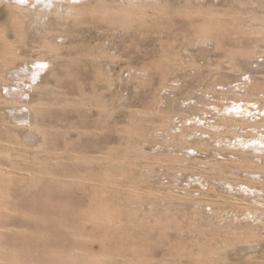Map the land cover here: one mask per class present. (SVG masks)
I'll list each match as a JSON object with an SVG mask.
<instances>
[{
	"label": "bare ground",
	"instance_id": "bare-ground-1",
	"mask_svg": "<svg viewBox=\"0 0 264 264\" xmlns=\"http://www.w3.org/2000/svg\"><path fill=\"white\" fill-rule=\"evenodd\" d=\"M234 1L237 0H0V264H104L95 260L93 256L83 259L66 253L67 246L71 250L76 247L85 250L89 246L87 237L92 240L100 237L94 231H88L85 220L90 219L75 211L82 201H78L72 194L71 186L60 182L59 178L71 174L72 171H79L74 163L75 153L79 146L89 154L90 171L96 179L98 172L108 162H118L116 163L118 167L103 170L104 174L111 176L113 181H119L114 178L115 174L113 173H119V170L123 169L130 170L132 167L131 153L127 155L125 151L126 154L122 155L118 150L114 152V149L107 150V147L114 142L117 143L114 147L122 146L123 135L119 128L117 127L113 131L117 133L116 135L111 136L110 133L101 135L95 121L89 123L84 119L85 124L89 123V132H86L82 143L80 142L76 147L75 143L73 144L76 136L74 139L71 136L65 141V146H72V148L68 147L64 153L59 152L58 126L61 121H59L60 118L57 120L58 115L49 109L58 106L60 108L66 102L64 104L57 103L58 101H55L52 95H72L75 92L80 95L88 94L86 90L76 89L77 91H75L71 85L66 87L65 79L75 77L76 73H74L71 64L69 69L67 64L62 63L66 55L59 47L63 44L61 46H59L60 43L54 44L57 40L53 42L51 37L46 36L45 33L43 34L46 37L42 39V43L34 39L37 37L39 27L42 30L45 28L44 22H39V20L48 19L46 28L55 23L57 32L60 27L57 29L56 22H59V19L65 21V18H70V21H74L73 23L77 25L80 21L84 22L81 19L89 12L91 14L102 13L106 17L101 14L100 17L105 18L101 20L102 23L107 20L114 23L115 27L121 28L122 31L115 34L116 36L114 35L113 38L110 36L111 38L102 39L100 54L96 56L91 68L86 67L81 76L85 75L87 78H91L93 83H112L114 85L112 94L115 95L114 101L118 105L123 100L125 102V98L121 96L124 92L122 91L124 84L158 82L163 93L160 94L162 97L160 107L161 105L165 107L171 100V95H176L177 91L183 89L184 85L186 86L185 80H183L185 77L191 79V77L201 76L205 81H208L210 91L203 92L204 95L219 92L230 95L235 90L264 95V48L258 46L259 50H253L256 40L252 38V35L264 33L262 32L264 0L247 2L251 4V10L248 6V8L241 9L244 11L241 15L246 14L247 17L244 15L246 20L239 18L242 21L240 23L236 17V10L238 11L240 8L235 7ZM162 18H166L173 26L178 25L191 32V38L187 39L183 52L180 51L175 59L167 54L166 58L155 66L135 61L136 58L128 55V51L140 47L137 39V26L144 27L149 23L148 21H153L151 23L154 24L155 21ZM63 20L59 22L60 25L57 24L61 26ZM27 22L34 26L30 31L33 41L29 40L31 37L28 38L29 32L27 33L25 26ZM63 24L62 26H65ZM62 26L61 29H63ZM49 29L48 31L55 30L50 26ZM130 31H135V33L131 44L128 45L127 37ZM58 36L61 37V35ZM28 41L29 44L30 41L34 43L31 46L33 45V49L36 50L34 54L29 52L31 56L27 55L28 51H32ZM262 41H264L263 38ZM132 53L134 54V52ZM170 59L178 64L172 66L170 62H165ZM223 66L227 67L226 71L222 69ZM134 88L135 86L133 90ZM202 90L204 91V89ZM127 91L129 92V89ZM91 92L93 93V91ZM128 92L126 95H130ZM163 95H166L165 99ZM82 103L80 104L82 105ZM241 103L262 104L264 98L236 97L230 103L219 105L220 109L217 114L231 117L222 119L218 124L230 129L238 128L232 132L214 133L213 131L207 132L202 128L193 129L202 119L189 118L191 108L182 107V103L176 108L177 116L181 118H174L176 121L175 124L173 122L174 128L171 124L172 129L167 127V118L165 117L159 126L161 128L157 130V132L163 130L162 133L157 137L143 138L149 143L150 148H153V151L152 148L144 146V149L136 153L144 158L154 156L165 161L157 168L160 170V175L157 176L159 177L158 185H161L158 186V191L161 193L159 199L162 198L157 203L158 205L167 203L176 207L181 205L187 209V213H190L189 223L195 221L197 224L196 221L202 223L206 219H210V222L224 220L226 225L227 221L233 223V220L240 223L245 220L246 223L255 225V228L264 227V156L231 150L227 153L232 154L234 158L224 157L221 159L218 156H213L212 158L215 160L210 161V157L204 158L202 155L214 150L220 151V149L212 148L209 141H204L202 136L198 140L200 141L199 145L195 146L187 140L188 136L185 135L188 130H195V133L201 132L202 135L210 134L213 137L220 135L221 138H224L232 135L231 140L256 138L257 135L252 133L241 135L239 131L248 130V127L264 130V118L261 123L249 125L247 121L242 122L233 118L238 114L245 117L246 113L241 110L247 106ZM118 107L114 111H118ZM215 108L217 107L215 106ZM259 109V112L264 110V104ZM203 113L207 112L203 111ZM64 117V120L62 119L64 123L69 122L70 124L71 122L74 125L73 116L66 115ZM258 118L252 117V120ZM71 128L72 126L65 127L66 135L69 136ZM261 133L264 134V131ZM78 135L81 138L82 133L80 132ZM180 138L186 139V141L181 150L183 153L178 155L175 154L178 150H175L174 141ZM153 141L156 144L152 143ZM245 144H247L245 141H241L237 145L235 142L233 146L245 151H262L260 147L255 148ZM180 154H183V157ZM221 155H224V151ZM179 160L186 161L185 165L187 163L198 165L190 166L194 173L191 176H186L185 179H188L184 181L181 173L186 170L187 165L178 164ZM168 162H171L172 165L167 164ZM170 169L180 172V174L176 173L170 183L164 182L167 180V171ZM153 170L149 169L146 164L142 169L145 174L151 176H153V172L157 173V170ZM172 170L170 171L173 172ZM228 171L230 174L227 173ZM28 177V181L31 182L29 187L26 182ZM46 178L48 179L42 182ZM169 184L170 190L167 191L166 187ZM116 188L119 195L125 196L121 200L122 202L132 199L131 196L135 191L131 186L125 185V187ZM11 193L20 197L13 201H4L5 196L9 197ZM213 193L218 199L216 202L214 199V202L208 199V196L210 194L212 196ZM149 195L153 197L154 193ZM151 198L150 200H152ZM219 201L227 206L230 204L235 207H245L248 213L247 211V214L243 212L246 214V216L243 215V219L235 218V215L234 217L230 216L229 213L222 215L220 211L226 207L218 208L217 204L215 207L212 206ZM141 203L144 206L141 210L146 215H152V212H155L156 206L145 201ZM79 214L81 216L77 217ZM237 215L241 216V214ZM80 220H83L84 223L77 222ZM108 222H105L106 225ZM209 224L211 225L208 223V226H210ZM228 225L230 226L229 223ZM214 226L211 225V227ZM250 236L256 239L261 234L258 232Z\"/></svg>",
	"mask_w": 264,
	"mask_h": 264
},
{
	"label": "rangeland",
	"instance_id": "rangeland-1",
	"mask_svg": "<svg viewBox=\"0 0 264 264\" xmlns=\"http://www.w3.org/2000/svg\"><path fill=\"white\" fill-rule=\"evenodd\" d=\"M250 1L251 0H240V2H242L240 3L239 0H237L236 2H233L236 8H240L238 11L236 10L237 13L235 12L237 14L236 17L238 19L240 18L241 20H246L245 16L247 17V15H241L244 12L242 11V8L249 7L250 9L251 4L247 3H251ZM241 4L242 7H240ZM246 11L247 10H245V13H247ZM101 14L102 13L99 12H95L94 14H91L89 12L88 14H86V16H84V18L82 17L81 20H84V22L80 21L77 25L73 23L74 21H70V18H65L66 22L62 19L64 21L63 23H65L63 24L61 22V26L62 24L65 25L62 26L63 29H61V26H59V22L62 21L61 19H59L60 21L56 22L57 29L60 27L57 32L54 25L55 23L52 24L53 26L48 25V27L46 28L48 19L43 18L40 19L41 21L39 20V22H44L45 25L43 26L45 28L41 26V28H43L42 30L39 27L41 32L39 31V29L37 30L38 32L35 31L37 32V35L34 32L37 36L34 39H36V41H39V43H42V39L48 36L51 37V40L53 42L57 40L54 44L60 43L59 46L63 44L59 48H61L62 53L64 52V55H66V61L64 60L62 63H65V65L67 64L69 66V69L71 64L74 73H76L75 77L65 79L64 83L67 88L71 85L75 88V91H77L76 89H78L79 91L86 90V93L88 94L80 95L79 93L77 94L75 92V94L72 95H52L54 100L58 101L57 103L64 104V102H66L65 104H67H64V106L62 105L63 107L61 106L60 108L58 106L49 109V111L56 113L58 115L56 119L58 120L60 118L59 121H61H58L60 142L59 152L64 153L68 147L69 149L72 148V146H65V141L71 136L73 137V139L76 136L75 139H77V136L80 132H85L82 131L80 125L88 120L89 123L95 121V125L99 127L98 132H100L101 135H107L109 133L111 136L116 135L117 133H114L113 131L115 130V128L118 127L123 135L122 146L114 147L117 144L114 142L110 144L109 147H107L108 149H106L109 151L114 149L113 152L118 150L122 155L126 154L125 151L127 152V155L131 153L130 159L132 160V167L130 168V170H119L120 177L117 183L111 180V176L104 174V169H101L98 172V177L95 181L98 186H96V188H94L91 192L90 196H88L89 200L96 201V206L92 210L88 209L85 212H80L83 215L95 216V219L93 220V223L95 224L94 227L90 226V224L92 223L91 220L85 221L88 225V231H94L95 234H98L97 236H99L100 238L98 239L96 237L95 240H92L90 237H87L86 240L88 241V248L83 250L79 247H76L74 250H71L68 248L69 246H67L68 249L66 248V253L68 255L79 256V258L83 259H88L93 256L95 260L104 264H264V227L255 228V225H251L249 224V222L246 223L245 220L240 223L238 221L233 220V223L227 221L230 226L228 225V223L225 225L226 221L224 222V220L210 222V219H206L202 223L198 221H196L197 224H195V221L193 223H189L190 213H187V209H184L181 205H178L176 207L167 203L161 205V207L157 204L159 200L162 199H159V195L161 193L158 191L159 177L157 176L160 173V170L157 168L158 165L164 164L165 161L157 159L154 156L144 158L138 155V153H136L137 151H141L142 149H144V146H148V148H150V145H148L149 143H147V141L143 139L144 137H157L158 134L163 132V130H159L157 132V130L161 128L159 126H161L162 121H164L163 118H167V127L171 128L170 126L172 125V128H174L173 122L174 124L176 122L174 121V118L177 119L180 117L177 116L176 108L182 103V107L191 108L189 110V118L202 119V121L196 124V127L193 129L198 130L202 128L207 132L213 131L214 133H220L224 131L232 132L238 128L230 129L219 125L222 119L231 117L229 115L225 117L222 114H217V111L220 109L219 105L230 103L236 97H247L252 99V97L264 98V95H256V93L249 94L244 91L238 92V90L233 91L230 95H226L222 92L208 93L207 95H204L203 92L210 91L208 81H205L201 76H197L196 78L191 77V79L193 78L192 80L189 79V77V80L186 77L183 78V80H185L186 86L184 85L183 89L177 91L175 93L176 95H171V100H169L165 107H163L162 105L160 107V101L162 98L161 95L163 94L160 89V83L152 81H148L146 83L140 82L135 84H124L122 88V91L124 92L121 96L125 98V102L123 100L121 101L122 103H119L118 105L114 101L115 95L112 94L114 91V85L112 83H93V80H91V78H87L85 75L81 76L86 67L91 68V64L96 60V56L100 54L99 52H101L102 49V44L100 42H102V39L109 38L110 36L113 38L115 34L117 35L122 31L121 28L117 26L115 27L114 23H111L107 20H104V23H102L103 21L101 20H103L105 16L102 14V16L104 17H100ZM240 19L238 20L239 23L242 22ZM148 22L149 23H147V25H145L144 27L141 25L137 26V39L140 43V47L139 49L128 51V55L135 57V61L137 60L140 63H147L148 65L154 64L155 66L157 63H160L162 60H164L167 54L169 56H172L173 59H175L180 51L183 52V48L187 43V39L191 38V32H189L187 28H181L178 25L173 26L171 22L168 21L166 18L159 19L158 21H155L154 24L151 23L153 21ZM28 23L30 22H27L25 26L27 28V33L29 32L30 35V31L34 26L31 25V23ZM57 23H59V25ZM49 26L52 29L54 27L55 30H52L53 32L48 31ZM263 28V31H260L264 32ZM47 32H49L50 34H48ZM67 32L68 34H65ZM71 32H74V34H72ZM43 33H45L46 36ZM56 33L57 36L61 35V37L58 36L57 38ZM134 33L135 31L129 32V35L127 37L128 45L131 44V39L134 36ZM261 34L263 35L264 33ZM29 35L28 38L31 37L29 40L32 39L33 41V35ZM262 35H252L253 40H256V46H253V50H259V48H262L261 46H263L264 48V41H262V38L264 39V35ZM74 38L76 39L74 40ZM259 40H261L262 42L260 41L258 43L257 41ZM32 41H30V44L28 41V44L30 45L32 51H28L27 55H29V52H31V54H34V51H36L35 49H33L34 43H32ZM36 43L35 45L37 46ZM31 44H33V47L31 46ZM258 46L259 48H257ZM132 52H134V54ZM31 54L29 56H31ZM173 59H170V61L165 62H170L171 65L174 66L177 62L173 61ZM124 61H126V59H124ZM222 69L226 71L227 67L223 66ZM166 84H169V82H166ZM134 86L137 89L134 88L133 90ZM126 87L127 90L129 89V92L126 90ZM101 88L104 89V91H102ZM202 89H204V91ZM125 90L130 95H126L127 92ZM91 91H93V93ZM165 97L166 95H163L164 99ZM69 102L71 105L69 104ZM81 102L84 103V106L83 103L82 105L80 104ZM89 103L90 105H88ZM241 104L247 106V108L245 107L243 110H241V112L246 113L245 117H241L238 114L234 115L233 118L238 119L242 122L247 121L248 125L262 122V119L264 118V110H261V112H259V107L262 106L264 103ZM66 106H68L69 108ZM117 106H119L120 108L118 107V111H114ZM215 106L217 108H215ZM203 111H206L207 113H203ZM65 114L73 116L76 123L74 125H72L71 122L70 124L69 122L64 123L63 120L65 118L64 116H66ZM252 117L259 118L257 120H252ZM82 119H85L86 121ZM89 119L91 120V122ZM69 126H72V128L69 131L70 133L68 136L66 135V131L64 130H66L65 127ZM246 130L247 129L240 130L239 133L241 135H246V133H252L254 135H257V137L254 139L239 138L238 140H231V138H233L232 135H228L229 137L224 138H221L220 135H216L215 137H213L210 134L202 135L201 132L195 133V130H188L187 132H185V135L188 136L187 140H189V142H192L193 145L195 144V146L199 145L200 141L198 140L200 139V136H202L204 141H209V145L212 148L214 147L218 150L220 149V151L214 150L213 152L211 151L207 154L202 155V157L204 158H206V156L210 157V161L215 160V158H212L213 156H218L221 159H223L224 157L234 158L232 154L227 153L231 150L243 151L251 153L252 155L256 154L258 156H264V134L261 133V131L264 130L252 127H248V130ZM84 135H86V132L84 133ZM193 135H195V137H193ZM75 139L73 140V144L76 142ZM175 141L174 145L176 147H174L176 149H174L178 151L175 152L174 150V152L175 154L179 155V153L182 152L181 150L184 146L186 139L180 138L176 139ZM241 141H245V143H247L248 145H252L255 148L260 147L262 151H245L244 149L236 148L235 146H233L235 142L237 145L238 142ZM152 143L156 144L155 141H153ZM151 150L153 151V148ZM223 151L224 155H221ZM181 156L183 157V154ZM83 160L84 159L82 156H78L75 154L74 163H81ZM185 163L186 161H178V164H183V166L185 165ZM145 164L148 166L149 169H154L155 171L157 170V173L153 172V176L145 174V172L142 171V169H144ZM167 164L172 165L171 162H168ZM105 165L107 166V168H111L112 162H108ZM186 165V170H183V172L181 173L182 177H184L183 181L188 179H185L186 176H191L193 175L192 173H194L191 171L190 166H198L193 165V163H187ZM170 170H166L168 178L166 177L167 180H163L164 182L170 183V181H173V176H176V173H178L177 171L174 172L172 170L173 172H171ZM222 172H224V170H222ZM227 173L230 174V171H228ZM178 174H180V172ZM67 177H69V175ZM28 179L29 177L26 179V182L29 187L31 185V182H29ZM47 179L48 178L44 179L42 182H45ZM63 179L64 176H61L59 178V181L64 183L65 181ZM66 183L68 184L69 182ZM118 185L119 187H125V185L131 186L135 191L134 203L131 205L130 209H128V207L121 201L124 198V195H119V193L116 191L115 187H117ZM166 189L167 191L170 190V184L168 187H166ZM151 192L154 193L153 197L152 195H149L153 194ZM213 195L211 196L210 194L208 196V199L213 202L214 200L215 202L216 200L218 201L216 194L213 193ZM19 197L20 196H16L15 194L11 193L9 197L5 196L4 201H13ZM148 198L149 200L150 198L152 200L149 201L147 200ZM142 201L149 202V204L156 206L155 212H152V215H146L141 210L144 207L141 203ZM216 204L218 205V208L224 209L226 207L223 211H220L222 215H228L229 213L230 216L234 217L235 215V218L239 217L240 219H243V217L246 216V214L248 213L245 207H235L231 206L230 204L227 206V204L225 203L221 204L220 201L214 203L212 206L215 207ZM243 212L246 214H244ZM237 214H241V216H238ZM80 216L81 214H79L77 217ZM77 222L84 223L83 220ZM105 222H108L107 225ZM208 223H211L212 226H215L211 227L210 224V226H208ZM216 223H218L219 225L217 224V226ZM258 232L261 234V236L256 237V239L252 236L249 237V235L254 233L257 234ZM233 246L234 248H238V252L234 253L231 257L230 253L231 248ZM253 251L255 253L252 254ZM250 255H253L254 258L248 260V257ZM224 258H227V260H221Z\"/></svg>",
	"mask_w": 264,
	"mask_h": 264
},
{
	"label": "crops",
	"instance_id": "crops-1",
	"mask_svg": "<svg viewBox=\"0 0 264 264\" xmlns=\"http://www.w3.org/2000/svg\"><path fill=\"white\" fill-rule=\"evenodd\" d=\"M82 120H84V119H82ZM75 123L76 122L74 121L73 124H75ZM80 127H81L82 131H85L87 133L89 132V123H86V124L83 123L80 125ZM85 132H81L82 133L81 138H79V135H78L77 139H75L76 140V142H75L76 147L80 144V142L82 143L83 138L86 136V135H84ZM77 149H78V151L75 154L78 156H82L84 160L81 163H75L77 165L76 168L79 169L78 172L72 171L71 174L63 175L64 176L63 180L65 181L64 182L65 184H67L66 182H69L68 184L72 188V194L78 199V201H82L77 206L75 211L76 212H85L88 209H90V210L94 209V207L96 206V201L89 200L88 196H90L93 189L96 188V186H98V185L95 182L97 180L96 178H94L95 175L92 174L90 171L91 170V167H90L91 164H90V161L88 160L89 154L87 152H85L81 148V146H79ZM116 163H118V162L117 161L113 162L111 168L118 167V165ZM105 168H107L106 165H104L103 169H105ZM113 174H115L114 175L115 179H119L120 174L118 172L113 173ZM68 175H69V177H67ZM114 182L117 183V181H114ZM117 187H119V185ZM115 189H117V188L115 187ZM80 195H82V196H80ZM131 198L132 199H130L128 202H126V201L123 202V204H125L128 207V209H130L131 205L134 203V199H135L134 195H132ZM85 216L88 217L92 221L90 226L94 227L93 226L94 225L93 216H91V215H85ZM237 249L238 248L237 247L234 248V246L231 248V253H230L231 257L233 256L234 253L238 252ZM253 253H255V252L253 251L252 254ZM253 258H254V256L250 255L248 257V260L253 259ZM221 260H227V258H224Z\"/></svg>",
	"mask_w": 264,
	"mask_h": 264
}]
</instances>
